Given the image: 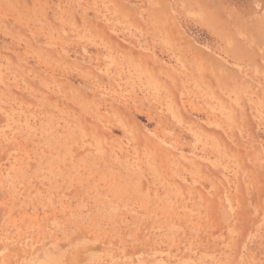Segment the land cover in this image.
Returning <instances> with one entry per match:
<instances>
[{
	"label": "rangeland",
	"instance_id": "rangeland-1",
	"mask_svg": "<svg viewBox=\"0 0 264 264\" xmlns=\"http://www.w3.org/2000/svg\"><path fill=\"white\" fill-rule=\"evenodd\" d=\"M0 264H264V0H0Z\"/></svg>",
	"mask_w": 264,
	"mask_h": 264
}]
</instances>
